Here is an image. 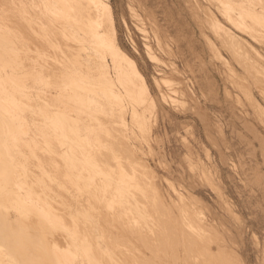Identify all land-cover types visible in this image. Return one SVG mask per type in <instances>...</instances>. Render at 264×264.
I'll list each match as a JSON object with an SVG mask.
<instances>
[{
  "label": "rangeland",
  "instance_id": "rangeland-1",
  "mask_svg": "<svg viewBox=\"0 0 264 264\" xmlns=\"http://www.w3.org/2000/svg\"><path fill=\"white\" fill-rule=\"evenodd\" d=\"M10 1L12 0H0V4L2 3L0 5V9L4 10L2 8L3 4L4 6H6V4H8ZM20 1L22 0L15 1L14 8L9 6V4L7 5V8L4 7L7 10H4L6 12L5 14H7L9 10L12 11L13 9V11L18 15L21 13L22 16H29L27 12L23 13L20 11V9L22 8V11H31V9L32 11L35 10L33 12V14L35 13L33 16L34 18H31L32 24L34 21H36V11L37 13H41L40 10H42V8H45L43 2L44 0H25L23 2L27 3L28 6L25 4L27 6V9L24 8V10L22 6L25 7V5L23 3H20ZM69 1L70 0H62L61 2V0H52L51 2L53 3V6H56L59 9L62 3H68ZM106 1L107 0H104V4H107L106 7H111L115 12L114 21L116 40L127 57L136 63L139 71L145 78L148 86V96L151 98L150 101L156 103L157 109L148 107L147 110L143 111V108L141 106H138V109H134L135 105L138 103V99H135L132 102L131 100L133 99L131 98L129 100V96L126 97L125 102L122 101L119 103L120 105H115V103L112 104V99H114V96L113 92H111L110 90L105 89L101 91V88H99L100 90L98 91L84 88L85 90L83 89V93H80V98H77L73 101L75 104L77 103L76 105H74V108L76 110H74V112L77 113L78 111L83 114L86 113L84 114V116L90 119L89 120L86 118L88 122L90 121L94 124L97 123L98 119L99 121H102L104 124L102 126H106V128L104 129L107 130L108 128L109 130H107L108 132H106V130L103 131L104 129L98 131V133H102L103 136H106V134L107 136H109L108 134L112 130L114 132L115 129L117 130L115 131V133H117V127H119L120 131H123L122 133L120 131L118 132L120 135L124 134L126 131V133H130V143L133 147L137 148L136 150L138 151V154L136 155V159L138 157V161L134 160V164L139 167L140 164H138V162H144L145 164L147 163L149 165V170L154 171L156 176L158 177V182L161 183L160 187L163 192L165 193L167 191L165 194H168L169 198L172 197L169 203L170 205H175L176 208L173 209L171 215L170 212L166 211V206L158 196L157 192L153 193L156 198V210H152L150 207H145L147 211L146 213L148 215L147 219H149V222H147V219L142 222L144 225L143 229L150 225V229L158 233L159 228L163 226V223H170L172 219L176 217L181 220V224H184L186 226V230L190 225L197 226L198 224H200L199 222H201V224H203V228L206 230L207 235L214 238V241L217 242L215 244L217 249L224 252V254L226 253V257L234 258L237 255L244 261L245 264H264V83H261L258 77L252 76L244 70V68L235 60L230 50L226 46H224V43L221 41L217 33L219 27L229 28L231 33L232 31L237 32L240 35V38L238 39L247 46V50L250 51L252 57L257 60H262V62L260 60L258 61H260V64H264V30H260V20H262V18L260 17L261 19H258L259 16H261L260 14H262L264 19V12H261L262 4L264 5V3H262L263 1ZM245 1H247L248 3ZM30 2H32V5L30 4ZM55 2L56 4H54ZM225 3L228 5H226ZM41 5L44 6L42 7ZM224 5L227 7H225ZM16 6L19 9L16 8ZM244 8L245 10L243 11L245 12L243 13V11L241 10ZM58 9L56 10L58 11ZM256 9L261 11H256L258 12L257 14L255 12ZM74 10L75 9L73 7L72 12ZM227 10L229 12L231 10V13L233 14L235 12V15L236 13L237 15H240V13L241 15L245 14L243 16L246 17L248 22H250L251 20V22H253V19L258 15L256 19L257 21L259 20V23L257 21L254 22L257 26L259 24L260 26L259 29L258 27H253V31L255 28V30L258 29L261 32H258L257 30L251 34L248 32L243 33V31L238 28L237 30L241 32L237 31L236 26L234 24V26H232L233 22L230 23L231 21L226 19L228 18L227 15H225ZM252 10H254L253 13ZM13 11L10 13L13 14ZM44 11V13H41L42 16L46 15V9ZM59 12H61V9ZM248 12L251 13L249 14ZM40 13L37 15V17L41 16ZM255 13L257 14L256 17ZM48 14L50 15L51 13L47 10L46 16H49ZM252 16L254 17L253 19H251ZM6 17L9 18V16ZM56 17L59 16L57 15ZM10 18H12V15H10ZM96 19V16H92V24L95 23V25H97ZM209 19H211L213 23L209 22ZM38 21H40V23ZM45 21L43 20V23L42 20L37 19L36 25L39 23V26H36L34 22L32 26L34 25L35 27L33 26L32 28H36V31L34 29L33 32L38 33L40 30L42 31L46 25ZM262 22L264 23V20ZM255 23H253L254 26ZM40 24L44 26H41ZM11 26L13 27V25ZM37 27L39 31H37ZM41 27L43 28L41 29ZM74 27L75 26L73 25L66 24L65 26H63V28H60V30L58 29L59 31H61V34L65 33L66 37L63 34H60L58 38L54 37L55 44H53V47H51V49L54 48L57 50L55 51L52 49L51 51V56L54 55L52 57V61H50V53L48 54V50L46 49V51L45 47H43L44 49L42 48V51L47 52L48 55L45 54L46 57L44 56V58H46L47 60L43 58V54L41 55L42 51L40 48H38L39 46L38 44L36 45V42H33L34 44L30 42V45L29 43H25L28 48L24 44L22 46L26 48H23L21 45L16 44L14 40L15 44L19 47V49H17L12 40V44L15 45V49L13 51H17V53L20 52V54L24 52L23 55H21V59L20 55H18V58H16L20 59V63L22 65L21 69L25 68L28 63L30 65L27 67L28 69L29 67L30 70H35L37 68V71L35 70L36 74L39 70V74H41V77L43 75V77H45L41 78L39 75H36L35 72L32 73V71L29 70L28 73L30 75L31 72V79H34L36 76L41 78V80H38L39 78L37 79L36 77V79H34V83V81H32L33 79H29L30 81H28V69L25 68L27 69L25 71L24 69L23 71L21 70L24 75L25 73H27L26 75H28L26 76L28 77L26 81L31 82V85H34L31 87L30 83H27L25 86V90L28 89L26 90L28 93V95L26 96H29V100H33L39 105L41 102V105H44V107H41L38 104L36 105L33 102V105L35 104L36 107L39 106L40 108H45L47 105L46 103H48L47 106H49L51 98L59 101L58 103L60 104H55L56 101H53L52 99V110L50 109L52 112V117L53 115H55V113H57L55 109L58 107V105V109H60L62 106V108L64 109L65 107H67V105L73 107L71 106L73 105V103L70 105L65 103L67 99V96L65 95H67L72 90L67 87L68 85L65 86L63 84V87L61 88L60 86L62 85L58 84L62 80L58 79L57 77L52 78L55 77L54 73H56L57 69L61 70V68L64 67V63L66 66L70 64V62L67 60L71 59H68V54L65 53L66 51L69 52L68 47L71 48L74 46L77 49V46L80 44L78 50L81 48V50L79 51H81V54H85L81 55L84 59L91 58V56L92 58H94V56L98 52V48L100 47L95 46L96 41L94 40H92V44H95V50L93 47H88L91 44V40H89L90 43L89 41H83L82 30L77 28L73 30ZM263 27L264 25L262 26V28ZM13 28L15 29L18 27L14 26ZM14 29L10 28L12 32H14ZM16 30L17 29H15V35L19 32L17 30L18 32L16 33ZM73 31H78V33H74ZM80 31L82 33H80ZM77 34L80 35L81 38L77 37ZM73 35L74 38L72 39ZM66 39L70 40H68L69 43L73 41L76 44L71 43L70 45L69 43H67L68 41H65ZM63 41H65V43H63ZM77 41H79V44ZM85 42L89 44L86 43L88 46L85 45L84 48L82 44H85ZM92 44L90 46H93ZM97 44L100 45L99 42H97ZM35 45L36 47L38 46V50H34V48H36ZM56 45L58 47H56ZM60 45L63 47H61ZM64 46L66 47V49ZM20 47L29 50V57L27 55L28 53L26 52L27 50L23 51L20 49ZM148 48L151 49L147 50ZM19 50H21L22 52ZM34 51H36V54L37 52H39L38 54L40 55V58H43V60H40L37 55L33 53ZM149 51L154 52L157 60H154L152 58L151 54L148 53ZM30 52L33 55L31 54L30 56ZM13 53L14 52H12L11 54ZM56 54H58L59 57ZM77 54V57H79V53ZM23 56H25L26 58H24ZM33 56L37 58L33 59ZM55 57H57L59 61L57 60V58L55 59ZM64 59H66V62H68L69 64L66 63ZM33 61L38 62V65L39 63H46L44 64L46 65V68L47 66L49 67V62L51 63L50 65H53L54 67V63L57 61V63H55L57 65V68L55 69V71L53 70L52 73L50 72L52 74L50 76L49 73L41 70V68L39 69L38 65H36V67L34 65L33 67L32 63L36 64V62ZM22 63H25L24 67ZM58 63L60 65H58ZM61 65L62 67L58 68ZM48 75L52 80L58 79L59 83L57 84L58 81L56 82V80H54L56 85H53L54 82L51 81ZM96 79L98 78L95 77V80ZM46 80H50V83L52 82L53 84H51L53 86L58 85L57 87L59 88H54L53 86L52 88L51 84L50 88L49 86H47L49 85V82L47 83ZM117 80L119 81L117 82ZM117 80L116 83L121 86V82L123 83V80H121V78H118ZM39 81L40 84L36 83ZM45 82L47 83V85L45 84ZM35 84H39V88L38 86L37 88L42 95L46 94L45 97L48 96L50 98H47L46 103L44 99L45 97L43 98L44 95H39V97L38 94L36 95L35 93L36 97H39L37 98L39 102L33 96L34 91L37 90L34 89L36 88ZM167 84H169V86ZM28 85L31 87V89ZM43 85H46L45 90L43 89V92L45 91L44 93H42V88H44L42 87ZM103 85L104 84L102 83V86ZM47 88L49 89L47 90ZM63 89L67 93H65ZM122 89H124V86ZM56 90H58V92H56ZM28 91H30L32 96L29 95L30 93ZM163 91L170 94L172 98L176 97L177 102L173 104L168 102L167 99L163 97ZM35 92L39 93L38 90ZM50 95H52L53 97H50ZM190 95H192L194 99H191V97H189ZM41 96L43 99L41 98ZM58 96H60L61 98ZM40 99L42 101L44 100V104ZM106 99H108L111 103L106 102ZM62 100L65 101L61 102ZM128 100L134 104H130ZM97 102L98 104L100 102H103L102 107L99 110H94ZM127 102L130 105H128ZM119 111H122L123 114H126V117H119L117 115ZM132 116H136L138 117V119L135 118L134 122H131ZM42 118L44 120V117H41V119ZM107 118H109V120H107ZM41 119L37 120L38 125L40 127L41 125L42 127H44L46 124H48V126H45L46 130L42 127H39L41 131H37V133L39 134L36 133V138H38V140L41 136L39 143L43 144V146L45 145V147L48 148L50 147L49 145H52L50 147L51 149L55 147V149H53V151H55L53 152V155L55 153V156L57 157H59L60 152L63 151L61 152L62 155H60V157L63 156L62 158L64 159L60 157L59 158L60 161L61 159L63 160V163L65 165L67 164L66 166L64 165V168L66 170L67 167L69 174L71 173L70 176H73L72 173H76L77 170L81 171L80 168H82V166V171H85L86 163L81 164L82 161H84L82 148L84 149V145H88L87 142H85L87 140L83 139L85 138V136H83V138H80V141H78V139L76 142V137L78 135H76L74 132H71L72 135L75 134L73 138L71 134V137L68 138V133L66 134L63 132L62 135H67L66 138L60 134V129L58 130V128L56 129L53 127L57 130V132L54 130L55 133H57L55 135L53 134L54 131H52V127H50V123H53L52 119H54V117L50 118L49 120L46 119V122L48 123H45V120L44 122L42 121L43 124L40 122ZM121 120L123 121V125L126 126L127 130L122 127L123 125L121 123ZM42 129L44 130V132L42 131ZM47 129H49L50 132ZM30 132H33V130L31 129ZM132 132H134L133 137ZM102 134H99V140L101 139ZM45 136L47 138H45ZM60 136H62V139L64 137V144L62 145L66 144V148L61 147L60 145L63 142L62 139L60 140ZM52 138L55 139V143L53 142ZM47 139H49V141ZM102 139L104 138L102 137ZM45 140H47V142ZM70 143L72 146H69ZM39 145L38 147L40 149L37 150L38 157H40L42 153H45V147H43L42 145L40 147ZM98 146L100 147L99 144ZM59 147L61 148V150L59 149ZM71 147L72 150L71 152H68L69 155H67L66 152L70 151ZM103 147H105V145H103ZM57 148L59 149V151L56 150ZM73 148L74 152H72ZM93 148L96 147L93 146ZM78 150H81L82 152ZM40 151L43 152L40 153ZM77 152H79V154H81L80 157L83 158H80ZM86 152L87 154L89 153V151ZM27 153L25 154V157H27V155L31 157L30 155H32L31 158H34L32 152L31 154ZM63 153L68 157H71V155H73V159L75 157L78 159L80 158L78 160V163L77 161L76 163L79 165L77 167H80V164L82 166L77 169V167H75V163L73 165L71 164V160L73 159L68 157L66 158ZM72 153H75L76 155ZM105 153H107V151ZM68 159H70L71 163L68 161ZM60 163H62V161ZM68 163H70L71 165H69ZM70 166H73V169ZM68 167L69 169H72V171L69 170ZM79 171H77V173ZM87 171L88 170L86 169L85 173ZM87 176L89 177V174ZM66 179L68 180V176L66 177ZM87 181H89V179H87ZM92 182L93 180L88 184L92 185ZM69 186H72V183L69 184ZM110 188L111 187H105L104 193L106 195V198H110L111 202L112 197L115 196L114 191L116 189L110 190ZM145 188L146 187H143V190H146L145 193L147 194L148 190L147 188ZM69 189L72 190L71 188ZM121 190L122 188H117L118 193H124L123 195L125 196L126 191ZM67 191L69 192V190ZM72 192L73 190L71 191V193ZM99 192L101 195L102 192ZM73 194L74 192L72 193V195ZM127 194L128 192H126V195ZM129 195L130 199L132 195L134 196V198L131 199L132 201H140L142 199V194L139 190H131L129 192ZM116 198L117 196H115L114 199ZM71 199L73 198L71 197ZM114 201L115 200H112L113 204ZM117 203L118 202H116L115 204L117 205ZM110 207L106 205L104 209H108L109 211ZM112 208L113 207H111V209ZM128 208H124L125 210L127 209L126 214L123 209L122 211H120V213L123 212L121 216L118 214V219H121V217L123 216V220L121 221V223H124L122 225L124 226V228L126 227L125 229H127L126 225H129L127 224V221H131L132 219L129 217L132 215V211L130 209L128 210ZM113 210L114 208L112 209V211ZM135 216L137 215L135 214ZM135 216H133L135 218H133L134 221L138 220L136 219L138 216ZM125 217L127 221L124 220ZM145 221L148 223V225ZM135 222H133V225L138 223ZM140 222L138 224H140L141 226ZM133 225L130 224L131 227H133ZM149 227L145 229H149ZM179 254L180 247H175V257L178 258ZM179 262V260L178 262L177 260H175V264H179ZM233 262L237 264L236 257L233 259Z\"/></svg>",
  "mask_w": 264,
  "mask_h": 264
},
{
  "label": "bare ground",
  "instance_id": "bare-ground-1",
  "mask_svg": "<svg viewBox=\"0 0 264 264\" xmlns=\"http://www.w3.org/2000/svg\"><path fill=\"white\" fill-rule=\"evenodd\" d=\"M15 1L16 0H12L9 3H6L14 8ZM23 1L25 0L20 1V3L27 5V3H24ZM51 1L44 0L43 2L45 6H41H44L45 8H42L43 11L40 10L41 13H44V10L46 9V15L48 10V12L51 13L50 15L48 14L49 16L43 15V17L39 12L42 18L40 15V17H37L39 13H37L36 11V21H34L35 25L37 19L42 20V22L43 20H46V28L44 27L45 30L43 29L42 31H39L37 27V31H39L38 33L33 32L34 29L36 31V28H32L34 26H32L34 22L31 24L32 19L34 18L33 16L35 14H33V12L35 10H25L27 9L26 7L28 5H25V7L22 6L23 9L25 8V11H22V8L20 9V11L23 13L27 12L30 17L27 15L22 16L21 13L18 15L13 11V9V14L10 13L12 12L10 10V12L8 11V13L5 14V11H7L5 8H7L8 4H6V6H4L3 4L2 8L5 11L0 9V264H167V262L168 264H175V260H177V262L179 260V264H236L233 262V259L235 257L237 264H245L244 261L237 255L234 258L232 257V259L230 257H226V253L224 254V252L219 251L215 245L217 242L214 241V238L207 235L206 230L203 228V224H201V222H199L200 224H198L197 226L190 225L186 230V226L184 224H181V220L176 217L172 219L170 223H163V226L159 228L158 233L150 229V225H148L147 223L149 222V219H147L148 215L146 213L147 211L145 207H150L152 210H156V198L153 193L157 192L158 196L166 206V211L170 212L171 215L173 209L176 208L175 205H170L169 203L172 197L169 198V195L165 194L167 191L165 193L163 192L160 187L161 183L158 182V177L156 176L154 171L149 170V165L147 163L145 164L144 162H138V164H140L139 167L134 164V160L138 161V157L136 159L138 151L136 150L137 148L133 147L130 143V133H126V131L124 134L120 135L118 133L120 131L119 127H117V133H115V131H117L115 129L114 132L112 130L108 134L109 136H107V134L106 136H103L102 133H98V131L106 128V126H102L104 125L103 122L99 121L98 119L99 122L97 121V123L94 124L93 122H88L87 119L89 118L84 116V114L86 113L83 114L78 111L77 113H75L74 105H76L77 103L75 104L73 101L77 98H80V93H83L84 88L98 91L100 90L99 88H101V91L108 89L113 92L114 99H112V104L115 103V105H120L119 103L122 101L125 102V99L128 96L129 100L131 98L133 99L131 100L132 102L135 99H138V103L135 105L134 109H138V106H141L143 108V111L147 110L148 107L157 109V105L156 103L150 101L151 98L148 96V86L146 80L139 71L136 63L127 57V55L122 51L120 45L118 44L115 36V12L111 7H106L107 4H104V0H70L68 3H62L59 9L56 6H53V3ZM262 1L261 2L264 3V0ZM31 3L32 2H30V4ZM54 4H56V2ZM73 7L75 10L72 12ZM263 7L264 5L262 4V11L256 9L255 12H264ZM16 8L18 7L16 6ZM245 8L241 11L245 10ZM56 9H58V11ZM60 9L61 12H59ZM244 12L245 11H243V13ZM253 12L254 10H252V13ZM258 12L256 13L258 14ZM248 13L250 14L251 12ZM256 13L255 17L257 15ZM10 15H12V18H10ZM57 15L59 17H56ZM225 15H227V17L229 18L226 19L231 21L230 23L233 22L232 26L235 25L236 30L238 28L243 31V33L248 32L251 34L257 31L260 24V30H264V27L262 28V26L264 25V23L262 22L264 20L262 14H260L261 16H259L258 18L259 20L262 18V20H260L261 23L258 26L254 22L257 21L256 18L258 17V15L256 18L253 17L254 15L251 17V19H255H253V22H251L252 20L248 22L246 17L243 16L245 14L241 15L240 13V15H237L236 13L235 15V12L233 14L231 13V10L230 12L227 10ZM6 16H9L10 19ZM92 16H96L97 25H95V23L92 24ZM259 20L257 21L258 23ZM38 22L40 23V21ZM209 22L213 23L211 19H209ZM24 23H26L27 25ZM39 23L36 26H39ZM253 23H255V26ZM66 24L75 26L74 29L72 28L73 30H75V28L81 29L83 32V41L91 40L92 44V40H94L96 41V43L94 42L96 45H94L100 47L97 50V54L95 53L96 55L94 56V58H92L91 56V58L88 59H84L81 56L84 53L81 54V51H79L81 50V48L78 50L80 45L79 41H77L79 44H77V49L73 46L71 48L68 47L69 52L64 51L66 54H68V59H71L67 60L70 62V64L66 62V59H64L65 62L69 65L66 66L64 63V67H62V65L58 67L62 68L61 70L57 69L56 73H54L55 77L52 78L57 77L58 79L62 80L59 83L58 79H54L56 80V82L58 81V85H68L67 87L72 90L67 95L64 94L65 96H67V99L66 101L62 100L61 102L65 101V103L69 105L73 103V105H71L73 107H70L66 104L67 107H65L64 109L62 108V105V107L58 109V104L60 103H58L59 101L55 100L54 98H51L49 106H47L48 103H46V101L49 97H45L46 94H43V96L41 92H39V81L36 82L39 84H35L36 88H33L37 89L40 94L35 92L37 91L35 90L33 96L37 100V98L40 97L39 95H42L43 98L45 97V103L47 104H45V108H40L39 106L44 107V105H41V102L39 105L37 102L29 100V96H26L28 95L26 91L28 89L25 90L26 84L30 83L31 87L34 85H31V82L26 81L28 77V81H30L29 79H31V72L30 75L28 73L30 67L29 69L27 68L28 66H30L28 63L26 66L24 65L25 63L22 64L23 67L25 66V68L28 69L27 73L29 76L26 75L27 73H25L24 75V73L22 72L23 69L24 71L27 69H21L22 65L20 63V59L21 55H23L24 52L20 54L19 51L27 50L26 52L28 53L27 55L29 57V50L23 49L26 47L28 48L25 43H29L30 45L31 43L36 42V45L38 44L39 46L37 47L40 48L41 51L43 47H45V50H48L46 51L48 52V54L50 53L49 57H51L50 61H52V57L54 55L51 56V51L52 49L55 51L57 50L54 48L51 49V47H53V44H55L54 37L58 38V36H60L61 31L59 30ZM11 25H13V27H18L15 28L19 31L18 32L16 30V33L18 32V34H14L15 29ZM22 25H24L25 27ZM253 27H258V29L255 30L254 28L253 31ZM10 28L14 29V32H12ZM42 28L43 27H41V29ZM84 28L86 32L84 31ZM260 30H258V32ZM75 32L78 33V31ZM82 32L80 31V33ZM217 33L221 41L224 43V46H226L230 50L235 60L244 68V70L248 74L258 77L261 83H264L262 82L264 81V64H260V61L262 62V60L258 59L260 60L258 61L257 59H254L252 57L250 51L247 50V46L238 39L240 38V35L235 31H232L231 33L229 28L226 27H219ZM62 34L66 37L65 33ZM77 37H80V35L77 34ZM73 38L74 35L72 36V39ZM12 40L13 42L15 40L16 44L21 46L24 44L26 47H20L21 50H19V53H17V51L15 52L13 50L15 49V47L17 49H19V47L15 44V42L14 44L16 46L13 45ZM68 40L66 39L65 41ZM65 41H63V43H65ZM69 41L67 43H69ZM97 42H99L100 45H98ZM71 43L74 42L72 41L69 44L71 45ZM86 43L87 42H85V44H82L83 47L89 44L90 41L89 43ZM57 45L56 47L59 46ZM90 45L87 46L93 48L95 47L93 44V46ZM37 47L34 48V50H38ZM150 49L148 48L147 50ZM151 51H149L148 53L151 54L154 60H157L156 55H154V52ZM12 52H14V55L11 54ZM42 52L41 55L43 54V58L45 54L48 55L47 52ZM33 53L37 55L40 60H43V58H40V55L38 54L39 52H37L36 54V51H34ZM77 53H79L81 57H77ZM31 54L32 53L30 52V56ZM18 55H20V59H16L18 58ZM56 55L59 57L58 54ZM25 56L23 57L26 58ZM37 57H34L33 59H36ZM56 58L57 57H55V59ZM55 63H57V61ZM55 63L53 67V65H50L51 63L49 62V67L47 66V68L46 65H44L46 63H39V65L43 64L45 68L43 65L39 66L38 62H36V64L32 63V65L33 67L34 65L35 67L36 65H38L39 69L41 68V70L49 73L51 76L52 71H55V69L57 68V65ZM58 65L60 64L58 63ZM35 70L30 71H32L33 73L35 72ZM36 75H39L41 77V74H39V70ZM43 76L41 78H45ZM94 76L98 79L95 80ZM36 77L34 79H36ZM38 78L39 77H37V79ZM41 78H39L38 80H41ZM118 78H121V80H123V83L121 82V84L124 86V89H122L123 86L121 84V86H119V84L116 83V80ZM34 79L32 81H34ZM54 80L51 79L52 82H54ZM46 81L47 83L49 82V85H47L46 82L45 84L50 87V84L52 82L50 83V80ZM118 81L119 80H117V82ZM102 83L104 84L103 86ZM52 84L51 87L53 85H56L55 82L53 85ZM63 85L60 87L62 88ZM167 85L169 86V84ZM30 86L29 88L31 89ZM45 86H42L44 87L42 88V93L45 92H43V89L45 90L46 88ZM57 86L53 87L55 88ZM48 89L49 88H47V90ZM58 90H56V92H58ZM28 92L30 93V91ZM35 93L36 95L38 94L39 97H36ZM65 93L67 92L65 91ZM29 95H31V93ZM51 96L52 95H50V97ZM163 97L167 99V101L171 104L177 102L176 97L172 98L171 95L165 91H163ZM189 97H191V99H194L192 95H190ZM52 99L53 101H56L55 104L58 103V107L56 109L54 108L56 105L53 107L57 111V113L53 115V123H50L52 131L55 130L57 132L56 129L58 128V130L60 129L61 135L63 134V132L66 134L68 133V138L71 137V132H74L76 135H78V138L76 137V142L78 139V141H80V138H83V136H85V138L83 139L87 140L83 141L87 142L88 145H84V149L82 148V155L84 154L83 160L85 161L86 159V161H82V163H80H86L85 168L88 170L86 173L89 174V177L87 176L88 174L85 173L86 169L85 171H82L83 166L81 164L80 167L82 166V168L77 167L79 166L77 164L78 160L80 158H83L80 157L81 154H79V152H77V154H79L78 156L80 158L78 159L75 157L77 160L75 158L73 159L74 156L71 155V153V157L67 156L69 155L68 152H71L72 147L70 148V151L66 150L67 155L63 153L66 158H72V163L70 162V159H68V161L72 165L75 163V167H77V169L80 168L81 170H77L79 171L78 173L76 171V173H72L73 176H70L71 173L69 174L67 167L66 170L64 168L67 164L65 165L63 163V156L60 157V155H62L61 152L63 151H61L59 155V157L62 158V163H60V158L55 156V153L53 155V152H55L53 151V149H55V147L51 149L50 147L52 145H49V143L48 145L50 147H45V145L43 146V144L39 143L41 136L39 140L38 138H36L37 134H39L37 133V131H41L39 129L40 126L38 125L37 120L41 119V117H44L45 123H48L46 122V119L49 120L50 118H53L51 114V102H53ZM129 100L128 102H130ZM105 101L110 102L108 99H106ZM33 102L36 105L38 104L39 106L36 107L35 104L33 105ZM128 102V105L134 104L132 102H130L129 104ZM97 104L98 102L96 103V107L94 110H99L102 107L103 102H100L98 105ZM117 115L122 118L126 117V114H123L122 111H119ZM135 118L138 119V117L132 116L131 122H134ZM44 120L42 118L40 122L42 123V121L44 122ZM107 120H109V118H107ZM121 123L123 125L122 120ZM46 125L48 126V124ZM45 126L42 127L41 125V127L46 130ZM53 127L56 129H54ZM122 127L127 130L126 126L123 125ZM31 129L33 130V132H30ZM43 129L42 131L44 132ZM47 130L50 132L49 129ZM105 130L106 129H104L103 131ZM107 130L106 132L109 131ZM55 131L53 132V134L56 135L57 133H55ZM120 132L122 133L123 131ZM99 134H102L101 139L102 137L104 139L99 140ZM132 134L133 137L134 132H132ZM25 135H27L28 137ZM74 135H72V138ZM62 136H60V140L62 139ZM64 137L62 139L63 142L60 145L61 147L66 148V144V147L65 145H62L64 144ZM45 138L47 137L45 136ZM47 140L49 141V139ZM47 140L45 141L47 142ZM52 140L53 142L55 141L54 138H52ZM39 144L45 147V153H42L43 151H40V153H42V155L39 154L40 157H38L37 154V150L40 149L38 147ZM98 144L100 145V147L98 146ZM106 144L108 145V147ZM41 145L39 146L41 147ZM70 145L71 143L69 144V146ZM103 145H105V147H103ZM93 146L96 148H93ZM59 149L61 150L60 147ZM59 149L57 148L56 150L59 151ZM78 151L82 152L81 150ZM86 151H89V153L87 154ZM106 151L107 153H105ZM31 152L34 155V158H31L32 155H30L31 157H29L28 155L27 157H25L26 153L31 154ZM72 152H74V148ZM70 163L68 164L71 165ZM70 167L72 168L73 166ZM72 169L69 170L72 171ZM67 176L68 180L66 179ZM87 179H89V181H87ZM90 180H93V182L91 183L92 185L88 184L91 182ZM71 183L72 186H69V184ZM105 187H111L110 190L116 189V192L114 191V193L117 198L114 199L115 196L112 197V200H115L114 204L112 200V203L110 202V198H106V195L104 193ZM143 187L147 188V194L145 193L146 190H143ZM69 188L73 190V195V192L71 193L72 190H70ZM117 188H122L121 191L124 190L128 192V194L126 195L125 192V196L123 195L124 193H121V195L120 193H118ZM67 190H69V192ZM131 190H139L142 194V199L140 201H132L131 199H133L134 196L132 195L130 199L129 192ZM99 191L102 192L101 195ZM71 197L73 199H71ZM116 202H118L117 205L115 204ZM106 205H108V207H113L114 210L112 211L113 208L111 209V207L109 211L108 209L105 210L104 207H106ZM125 207H129L128 210L130 209L132 211L133 216H135V214L138 216H135L137 217L136 219H138L135 221L138 223L141 221V226L138 223V225H133V222H135V218L131 215L129 216L130 218H132L131 221H127L126 217L124 218V220L127 221V224H129L126 225L125 223L127 229H125L126 227L124 228V226L122 225L124 223H121V221L123 220V216L121 217V219H118V214L121 216L123 212L120 213V211H122V209L126 214L127 209L125 210ZM146 219L148 221L145 222L147 223L149 229H145L148 228L145 227L144 230V225L142 222H144V220ZM130 224H132L133 227H131ZM175 247H180V254L178 258H176L174 255ZM237 260L239 261V263Z\"/></svg>",
  "mask_w": 264,
  "mask_h": 264
}]
</instances>
